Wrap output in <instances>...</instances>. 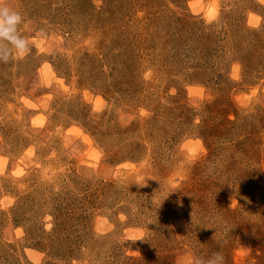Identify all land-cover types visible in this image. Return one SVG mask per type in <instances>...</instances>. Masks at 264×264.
I'll return each instance as SVG.
<instances>
[{
	"label": "rangeland",
	"instance_id": "1",
	"mask_svg": "<svg viewBox=\"0 0 264 264\" xmlns=\"http://www.w3.org/2000/svg\"><path fill=\"white\" fill-rule=\"evenodd\" d=\"M4 3L0 264H264V0Z\"/></svg>",
	"mask_w": 264,
	"mask_h": 264
},
{
	"label": "clouds",
	"instance_id": "2",
	"mask_svg": "<svg viewBox=\"0 0 264 264\" xmlns=\"http://www.w3.org/2000/svg\"><path fill=\"white\" fill-rule=\"evenodd\" d=\"M22 23L21 14L0 0V62L8 63L13 58H23L30 53L27 39L19 33ZM129 240L135 242L141 239ZM193 264H224V256L222 252L215 251L207 258L194 257Z\"/></svg>",
	"mask_w": 264,
	"mask_h": 264
}]
</instances>
